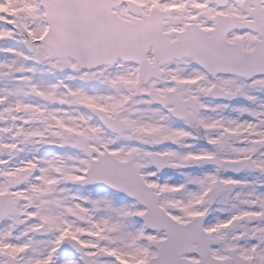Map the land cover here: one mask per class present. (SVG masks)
<instances>
[{"label": "snow or ice", "instance_id": "1", "mask_svg": "<svg viewBox=\"0 0 264 264\" xmlns=\"http://www.w3.org/2000/svg\"><path fill=\"white\" fill-rule=\"evenodd\" d=\"M0 264H264V0H0Z\"/></svg>", "mask_w": 264, "mask_h": 264}]
</instances>
